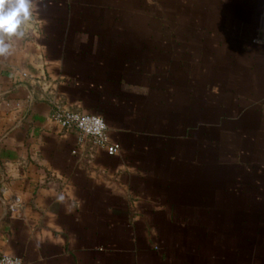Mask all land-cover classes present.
I'll return each mask as SVG.
<instances>
[{
  "label": "crops",
  "instance_id": "1",
  "mask_svg": "<svg viewBox=\"0 0 264 264\" xmlns=\"http://www.w3.org/2000/svg\"><path fill=\"white\" fill-rule=\"evenodd\" d=\"M31 12L0 55V254L264 264V0ZM55 105L102 117L119 151L78 143L49 120Z\"/></svg>",
  "mask_w": 264,
  "mask_h": 264
},
{
  "label": "built area",
  "instance_id": "2",
  "mask_svg": "<svg viewBox=\"0 0 264 264\" xmlns=\"http://www.w3.org/2000/svg\"><path fill=\"white\" fill-rule=\"evenodd\" d=\"M48 118L62 130L76 131L80 144L85 139H89L94 146L104 149L110 155L117 153L120 149L118 143L109 142L106 122L98 115L81 113L55 105ZM22 204L19 196H13L7 204V209L9 212H16L22 207ZM0 264L24 263L18 257L0 254Z\"/></svg>",
  "mask_w": 264,
  "mask_h": 264
},
{
  "label": "clouds",
  "instance_id": "3",
  "mask_svg": "<svg viewBox=\"0 0 264 264\" xmlns=\"http://www.w3.org/2000/svg\"><path fill=\"white\" fill-rule=\"evenodd\" d=\"M33 0H0V55L9 52L7 37L19 38L24 35L23 25L31 18Z\"/></svg>",
  "mask_w": 264,
  "mask_h": 264
}]
</instances>
